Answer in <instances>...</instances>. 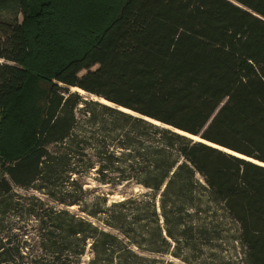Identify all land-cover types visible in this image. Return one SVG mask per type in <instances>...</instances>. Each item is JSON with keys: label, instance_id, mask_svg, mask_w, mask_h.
I'll use <instances>...</instances> for the list:
<instances>
[{"label": "trees", "instance_id": "trees-1", "mask_svg": "<svg viewBox=\"0 0 264 264\" xmlns=\"http://www.w3.org/2000/svg\"><path fill=\"white\" fill-rule=\"evenodd\" d=\"M0 167V264H264V0H0Z\"/></svg>", "mask_w": 264, "mask_h": 264}, {"label": "rangeland", "instance_id": "rangeland-1", "mask_svg": "<svg viewBox=\"0 0 264 264\" xmlns=\"http://www.w3.org/2000/svg\"><path fill=\"white\" fill-rule=\"evenodd\" d=\"M72 90H75V89L72 88ZM77 91H79V90H77ZM81 94L86 99H89V100L90 99L91 100L92 99L93 100H101L100 98H98L94 95H91L84 90H83V93H81ZM80 117L82 118L83 122H85L84 121L85 117H83L82 114L80 115ZM0 169H1V167H0ZM1 172L2 171L0 170V174H1ZM94 175H95V172H92L90 174H86V176L83 178V182H84L83 184H84V188L86 189V191H85V193H83V197H80L78 195V197L82 199L81 206H79V205L66 206V205L61 204V203L57 204L54 201L50 202V200H48L46 198V196L40 192H38L36 194L38 196L42 197L43 199H46V202H48L50 206H54V204H56L57 206L55 209H60V208L66 207L74 213L83 214L81 209L83 207H87V203H90L92 201H96L97 196H99V199L97 200V204L100 207H104L105 203L103 202V199L101 198V196H103L105 193L109 192L110 188H111V186L109 184H102V183L98 182L95 179ZM15 188L19 192H21L25 195H28V196H30L31 194H35L33 192H29V191H26L24 189H21L20 187H15ZM119 189H121V187L117 188V190H119ZM125 191H127L128 194L140 195V194H146L148 189H145V188H142L139 186L134 187V185H128L125 188ZM108 198H109V203H110L111 201H115V200L124 198V196L119 191H117V192H115V194H109ZM28 222L30 223V226H28L29 228H27V231L25 230V232L29 233L27 236V239L32 241V247H30L28 249L26 248L25 252H27V254H31L34 250V247H33L34 242L38 241L39 231L36 229V224L38 222L36 219H31ZM32 224H34L35 226H32ZM98 224L100 226H104L100 222ZM222 237L223 238H221V240L210 242V245H208L209 246L208 249L201 247L194 254L192 253L190 255H187L186 260H184L181 257L173 255L171 252L166 253V254L147 252L145 255H147L150 258H155L157 261V262H155V264H170V263L171 264H225L224 262H221V261L217 262V260H214L212 262V260L208 256L211 255L212 253H215L216 258L218 257V258H220L226 262L229 261L230 264H244L243 248L240 246V244L232 242V239H230L226 236H222ZM135 249L137 251H139V249L137 247H135ZM183 254H185V253H183ZM92 257H93V253H92L90 245H88L86 247L85 254L81 258V264H88V262L92 259Z\"/></svg>", "mask_w": 264, "mask_h": 264}, {"label": "bare ground", "instance_id": "bare-ground-1", "mask_svg": "<svg viewBox=\"0 0 264 264\" xmlns=\"http://www.w3.org/2000/svg\"><path fill=\"white\" fill-rule=\"evenodd\" d=\"M74 89L75 90H79L80 91V93H83V90L82 89H80V88H77V87H74ZM100 101H102V102H104V103H107V104H110L109 102H107L106 100H104V99H101ZM193 137H195V136H193ZM196 139H198L197 137H195ZM211 144V143H210ZM216 146H218V145H216ZM219 147V146H218ZM223 148V147H222Z\"/></svg>", "mask_w": 264, "mask_h": 264}, {"label": "water", "instance_id": "water-1", "mask_svg": "<svg viewBox=\"0 0 264 264\" xmlns=\"http://www.w3.org/2000/svg\"><path fill=\"white\" fill-rule=\"evenodd\" d=\"M193 139H195V140H201L200 138H198V139H196L195 137H193V136H191Z\"/></svg>", "mask_w": 264, "mask_h": 264}]
</instances>
